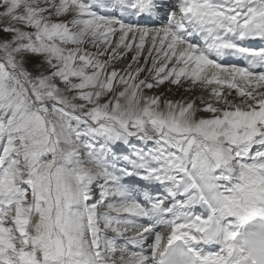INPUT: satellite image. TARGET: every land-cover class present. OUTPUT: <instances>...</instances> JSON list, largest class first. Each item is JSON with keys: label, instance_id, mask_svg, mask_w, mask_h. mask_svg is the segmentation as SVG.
Returning <instances> with one entry per match:
<instances>
[{"label": "snow or ice", "instance_id": "obj_1", "mask_svg": "<svg viewBox=\"0 0 264 264\" xmlns=\"http://www.w3.org/2000/svg\"><path fill=\"white\" fill-rule=\"evenodd\" d=\"M0 264H264V0H0Z\"/></svg>", "mask_w": 264, "mask_h": 264}]
</instances>
